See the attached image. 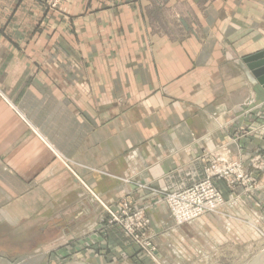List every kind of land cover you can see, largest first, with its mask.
Wrapping results in <instances>:
<instances>
[{
	"label": "crops",
	"instance_id": "crops-1",
	"mask_svg": "<svg viewBox=\"0 0 264 264\" xmlns=\"http://www.w3.org/2000/svg\"><path fill=\"white\" fill-rule=\"evenodd\" d=\"M46 1L0 0V264H150L109 223L122 204H151L160 264H243L264 236V90L247 62L264 0ZM218 158L252 183L215 180L224 205L177 225L156 201Z\"/></svg>",
	"mask_w": 264,
	"mask_h": 264
},
{
	"label": "built area",
	"instance_id": "built-area-1",
	"mask_svg": "<svg viewBox=\"0 0 264 264\" xmlns=\"http://www.w3.org/2000/svg\"><path fill=\"white\" fill-rule=\"evenodd\" d=\"M60 1L61 0H47V4L51 9H57ZM229 164L231 165L229 168L224 167L222 169H218L215 173L208 174V177L205 180L192 186L191 188L175 193H164L161 199L156 202V205L165 204L177 225L192 224L208 214L218 212L225 202L222 194L213 186L212 179L219 176V178H223L229 184L233 185L239 183L241 180H244L243 169L240 163L231 162ZM146 209L147 208L135 212L140 219H142V223L138 226L133 225L125 227L122 223H120L128 236L136 238L135 234L138 229H142L140 231H143L146 227H148L149 222L146 221L144 217ZM107 211L114 219V212L109 209H107ZM137 215L136 217H138ZM113 221H117V223H119L118 219ZM140 242L143 243L142 250L152 259H156L157 250L153 242L150 239L144 238L141 239Z\"/></svg>",
	"mask_w": 264,
	"mask_h": 264
},
{
	"label": "rangeland",
	"instance_id": "rangeland-1",
	"mask_svg": "<svg viewBox=\"0 0 264 264\" xmlns=\"http://www.w3.org/2000/svg\"><path fill=\"white\" fill-rule=\"evenodd\" d=\"M62 1V0H61ZM60 1V2H61ZM47 2V1H46ZM60 5V4H59ZM51 10H56V9H51ZM231 165L229 164V162L227 161H224L220 158L214 160L213 162H211V164L205 169V177L182 189V190H179V191H175V192H180V191H183V190H186L188 188H191L192 186L196 185V184H199L200 182H202L203 180H205L207 177H208V174H212V173H215L218 169H222V168H229ZM260 164H254L253 165V169L255 170H260ZM243 176H244V180H241L239 183L233 185V184H229L225 179L223 178H219V176L215 177L212 179V182H213V186L215 187V189L217 191L218 188L217 186L215 185V180H219V181H223L225 182V184L227 185V187L231 190H234L237 186H245V185H249L252 183V180L251 178L249 177V175L243 170ZM174 192V193H175ZM220 192V191H219ZM221 193V192H220ZM223 197V196H222ZM157 202V201H156ZM156 204V203H155ZM127 206V207H126ZM151 208V204L148 205L146 211L144 212V217L146 219V221L149 222V225L148 227H146L143 231H140L142 229H138V231L136 232V238H132L130 236H128L125 231H124V228L123 226L120 225V223H122L125 227H128V226H138L140 223H142V219H140V217L135 213V212H138L140 210H143L144 208H135L133 206H130L129 204H122V207L119 208L118 210H115V211H112L114 212V215H115V218L113 219L111 215L110 218H109V223L111 225H114L116 226L117 228H119L123 234L128 237L133 244H135L139 251H138V255L140 258H149L151 260V263L150 264H160L158 261H157V258L156 259H152L151 257H149L143 250H142V245L143 243L140 242L141 239H150L152 241V236L150 235V225H151V221L150 219L147 217V213L148 211L150 210ZM136 215L138 217H136ZM115 219H118L119 220V223H117V221H113ZM113 221V222H112ZM175 221V220H174ZM142 236V237H141ZM141 237V239H140ZM143 241V240H142ZM264 249V236H260V238L258 239V241L255 243L254 246H252L251 248L249 249H245L243 251V264H246L248 261H250L254 256H256L257 254H259L262 250ZM157 250V249H156ZM135 264V263H133Z\"/></svg>",
	"mask_w": 264,
	"mask_h": 264
},
{
	"label": "water",
	"instance_id": "water-1",
	"mask_svg": "<svg viewBox=\"0 0 264 264\" xmlns=\"http://www.w3.org/2000/svg\"><path fill=\"white\" fill-rule=\"evenodd\" d=\"M247 62L249 63V68L253 72L254 77L264 90V52L247 59ZM248 264H264V250L254 257Z\"/></svg>",
	"mask_w": 264,
	"mask_h": 264
}]
</instances>
